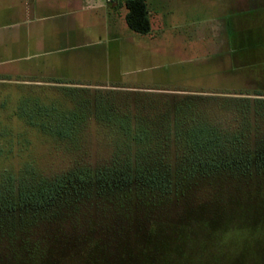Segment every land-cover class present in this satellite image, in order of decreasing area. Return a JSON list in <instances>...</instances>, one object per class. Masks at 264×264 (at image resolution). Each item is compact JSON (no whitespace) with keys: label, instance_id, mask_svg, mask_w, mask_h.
Here are the masks:
<instances>
[{"label":"rangeland","instance_id":"rangeland-1","mask_svg":"<svg viewBox=\"0 0 264 264\" xmlns=\"http://www.w3.org/2000/svg\"><path fill=\"white\" fill-rule=\"evenodd\" d=\"M200 9L196 13V19H207L210 15L208 8ZM53 24L50 25L54 26ZM38 26L35 24V29ZM83 26L86 27L85 23ZM218 28V23L215 22L214 26L205 28V33H197L193 38L180 37V33L174 31L175 36L169 41L163 40L162 43L160 40L159 43L153 40V44L145 42L143 35L137 37L134 34L130 38L124 35L118 42L109 44L103 37L96 38L97 32L94 31L83 37L79 48L34 55L32 62L27 64L28 70L25 73L10 74L26 81L0 80V196L13 199L21 188L27 189L32 183L57 177L72 169V166L89 167L93 170L108 166L117 153L116 149L126 144L125 141L114 140H123L124 136L118 132L110 135L112 129L120 131V116L129 117L131 128H134L135 122L143 124L141 116H153L169 110V115L173 117L177 113L176 105L184 107L185 101H191L198 106L194 109V118L201 115L205 121L203 116L206 109L215 108V104L197 101L190 96L203 99L205 96L240 99L264 94V32L260 28L259 32L257 29L252 31L251 37H258L260 44L250 51L246 48L253 47L252 40L240 39L239 43L244 42L241 46L231 44ZM249 41L250 44H247ZM240 47L242 50L239 52ZM31 80L35 81L32 83ZM48 80L51 82H47ZM100 97L102 103H98ZM22 99H29V109L26 112L23 106L20 107ZM112 105H116L120 111L114 113ZM52 106H56L57 110H48ZM60 111L64 112L63 115L67 114L66 111H71L70 115L76 116L74 119L72 117V130L78 131L80 135L73 143L65 144L57 137H50L48 133V129L56 121L53 117L60 114ZM20 114H25L26 117H20ZM109 114H114V118L104 119ZM181 114L182 112L176 115ZM210 116L213 117L209 119L216 122L218 118H222L218 111H212ZM223 121L227 124L234 123L230 119ZM189 126L190 124L183 125L184 128ZM235 130V127L230 128V131ZM179 131H183V128L178 130L177 126L171 132L172 137L164 140L172 149L182 146L181 141L175 139ZM164 132L167 133L166 130ZM254 139L255 131L251 140ZM232 180L222 178L205 181L193 193L189 201L192 200L194 208L204 207L201 209L203 214L205 208L208 209L205 217L213 223L208 224L213 232L205 233V244L197 246L192 243V250L176 252L167 262L264 264V227H256L254 222H259L262 218H256L253 214L259 197H262L261 210L264 212V189L262 187L260 191L259 183L253 181L245 187L240 181ZM233 202L235 206L231 207ZM184 204L186 202L179 207L182 208ZM92 210L93 214L89 212L90 215L79 218L82 221L79 231H68L69 228L66 227V234L78 235L80 240L69 243L62 240L60 247L63 242L67 243L64 249L67 251L66 256L64 255L66 258L62 259L64 264H110L112 261L113 256L109 255L112 248L109 246L110 233L106 229H98L100 226L97 225L102 218L101 206ZM183 212L178 211V215ZM88 219L93 220L91 226H87ZM151 220L157 221L156 218ZM228 222L235 227L226 226ZM180 223L178 221L177 226ZM93 229H98L99 234L90 241L85 237ZM28 239H24V243ZM163 239V236L156 233L149 242L154 244L153 242L166 241ZM56 241L44 238L41 242L54 245ZM1 244L7 248L2 246L0 249V264L27 263V260H22L24 256H19L17 246L22 244L20 238L6 237ZM201 248H204L202 257L205 260L197 263L196 257ZM43 251L41 248V252ZM61 258L56 261L51 258L50 261L59 264ZM41 259L43 264L49 261L47 256ZM97 259L99 262H95ZM116 262L122 264L120 260Z\"/></svg>","mask_w":264,"mask_h":264},{"label":"trees","instance_id":"trees-1","mask_svg":"<svg viewBox=\"0 0 264 264\" xmlns=\"http://www.w3.org/2000/svg\"><path fill=\"white\" fill-rule=\"evenodd\" d=\"M124 5L129 28L136 33H147L150 23L145 0H124ZM254 96L240 99L190 96L197 101L215 104V108L206 109L205 121L201 115L194 118V109L198 106L191 101H185L184 107L176 105L177 113L173 117L169 110L153 116H141L143 124L135 122L134 128H131L129 117L120 116V131L112 129L110 135L118 132L125 138L114 140L125 141L126 144L116 149L117 153L108 166L96 170L72 166L57 177L32 183L27 189L21 188L13 199L0 196V249L2 246L7 248L1 244L6 237L16 236L22 242L17 247L19 256L25 257L22 260H27L25 264H38L44 256L49 260L44 264H53L60 257L59 264H64L65 244L80 240L78 235L66 234V229L79 231L82 226L79 218L90 215L89 212L93 214L92 209L96 210L98 206L102 211L98 229H106L110 233L109 246L112 248L109 255L113 256L110 264H117L116 260L122 264H170L167 259L174 253L192 250V243L197 246L205 244V233L213 232L208 225L213 223L205 217L208 209L205 208L203 214L204 207L194 208L192 200L189 201L201 184L230 178L240 181L245 187L253 181L259 183L260 191L262 187L264 189V94ZM98 100V103L103 102L102 97ZM28 101L22 99L20 103L25 112L29 109ZM112 106L114 113L120 111L116 105ZM50 109L57 110L56 106ZM212 111H218L222 118L217 122L210 120ZM70 112L63 115L64 112L60 111L53 117L56 120L54 126L48 129L50 137H57L65 144L77 141L80 135L72 130L76 116ZM181 112L182 117L176 115ZM113 116L109 114L104 119H112ZM224 119L234 123L227 124ZM184 124L190 126L184 128ZM177 126L178 130L183 128L175 136L182 146L172 149L164 140L172 137L171 132ZM231 127L236 130L230 131ZM254 131L255 139L252 141ZM257 201L253 214L262 220L254 224L264 227L262 197ZM184 202L186 205L180 208ZM234 206L233 202L231 207ZM180 210L184 212L178 215ZM88 221L87 226H91L93 220ZM178 221H181L179 226ZM231 225L226 224L230 228L235 227ZM98 229L90 230L85 238L91 241L97 237ZM156 233L166 241L151 244L149 239ZM27 238L32 243L29 239L24 243ZM44 238L57 240V243L45 245L41 242ZM62 240L67 243L63 242L60 247ZM203 249L198 251L197 263L205 260ZM51 258L54 261H50Z\"/></svg>","mask_w":264,"mask_h":264},{"label":"crops","instance_id":"crops-1","mask_svg":"<svg viewBox=\"0 0 264 264\" xmlns=\"http://www.w3.org/2000/svg\"><path fill=\"white\" fill-rule=\"evenodd\" d=\"M145 4L150 29L136 33L126 23L124 0H0V80L26 81L10 74L25 73L34 55L79 48L83 37L94 31L96 38L103 37L109 44L133 34L153 44V40L169 41L174 31L193 38L216 22L231 44L241 46L240 39L252 40L253 47L246 48L250 51L260 44L258 37H251L252 31L264 32V0H145ZM198 7L208 8L207 19H196Z\"/></svg>","mask_w":264,"mask_h":264}]
</instances>
